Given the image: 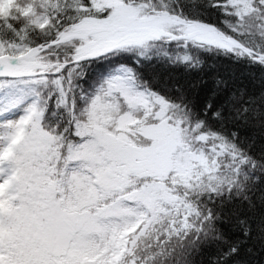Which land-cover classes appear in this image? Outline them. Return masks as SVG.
<instances>
[{
	"label": "snow or ice",
	"instance_id": "snow-or-ice-1",
	"mask_svg": "<svg viewBox=\"0 0 264 264\" xmlns=\"http://www.w3.org/2000/svg\"><path fill=\"white\" fill-rule=\"evenodd\" d=\"M45 3L51 0H41L39 4L36 0H16V6L0 15V23L16 35L20 32L14 22L24 25L23 32L27 26L55 32L54 39L35 47L0 41V86L47 84L51 79L59 93L57 106L65 107L72 119L62 128L50 127L38 93L18 118H9V114L19 102L10 103L0 112L4 116L0 201L8 205L7 211H0V264H158L173 237L186 238L193 230L204 237L215 232L216 213L211 208L203 214L192 209L202 222L194 225L185 217L181 227L155 236L157 251L141 250L139 242L156 219L157 205L151 199L153 186L148 176L137 184L123 181L131 180L140 158L138 152L155 151L157 144L155 138L146 139L134 149L121 146L118 141L125 126L173 136L178 141L171 146L173 151L190 146L185 137L188 131L198 130L193 139L200 143L224 138L204 132L201 122L193 126L186 106L150 87L129 65L121 64L105 77L87 96L83 107L74 95L69 96L73 91L72 77L85 62L115 59L131 51L138 53L137 65L142 60L151 61L154 57L149 53L157 43L172 45L183 41L187 47L193 40V28L217 33L230 41V45H222L228 51L239 48L237 55L262 65L264 51L249 48L236 37L183 12L177 14L161 7L149 9L147 0H75L63 9L57 3L53 13L42 15ZM257 5L264 15V3L255 0L253 7ZM213 6L226 14H232L227 10L234 7L229 0H217ZM237 17L243 18L238 13ZM62 46L71 49L70 58L48 59V49ZM189 60V56L182 58L184 63ZM103 109L111 110L113 116L106 131L96 119L97 112ZM217 149H231L241 166L256 167L255 161L235 144L224 141ZM234 171L239 182L240 167ZM109 174L111 187L116 189L110 193L106 191L105 179ZM247 179L245 175L244 180ZM81 189L90 195L81 196ZM244 235H249L247 229ZM243 243L246 241H238L228 255L236 253ZM71 253H81L89 259L74 260Z\"/></svg>",
	"mask_w": 264,
	"mask_h": 264
},
{
	"label": "trees",
	"instance_id": "trees-1",
	"mask_svg": "<svg viewBox=\"0 0 264 264\" xmlns=\"http://www.w3.org/2000/svg\"><path fill=\"white\" fill-rule=\"evenodd\" d=\"M36 2L39 4L41 0ZM74 2L75 0H51V3L43 4L41 14L53 13L57 3L63 9L66 3L73 5ZM176 2L177 0H147L149 9L161 7L169 10ZM229 2L234 5L227 10L232 14L222 13L210 6L205 7L199 4L200 0H190L189 4L182 6V12L189 18L206 19L217 23L222 16H228L230 27L225 33L239 37L241 42H246V46H251L258 52L264 50V15L261 14L258 5L256 8L253 7L255 0H229ZM10 9L0 15L7 14ZM237 13L243 18L239 19ZM14 26L20 35H16L6 25L0 23V41L35 47L55 38V32H41L32 26H27V30L23 32L22 23L14 22ZM21 36H24V39H21ZM183 43L180 41L172 45L155 44L152 52L149 53L154 59L142 60L140 65L135 63L138 58L136 51L115 59L85 62L73 74L71 85L73 91L69 96L71 98L74 95L77 104L83 107L87 96L99 87L105 77L113 74L121 64L129 65L137 70L140 78L148 82L150 87L166 94L174 102L186 106L193 126L196 122H201L204 132L215 133L224 138V140L210 138L207 143H200L193 139L198 130L185 133L191 144L184 147L210 157V166L213 160L215 161L216 155L221 153L215 166L201 167L195 175L200 176L196 179L173 184L171 175L166 176L162 181L149 177L148 182L153 186L152 192L155 191L151 199L157 205V212L156 219L149 225L146 236L139 242L141 250L157 251L155 236L158 233H166L173 227H181L185 217L188 222L198 225L201 216L192 209H197L202 214L211 208L219 214L216 231L210 233L207 238L210 242L200 243L198 249L188 253L192 264H264V249L244 235V227L238 225L234 227L240 218L254 217L251 224L253 229L257 230L259 216L264 213V208L258 206L253 213L249 211L247 202L241 204L235 199L231 203H222L225 198L223 196L217 198L213 192L214 188L222 187L235 176V168L240 167L241 178H244L243 173H247L252 168L251 165L241 166L239 157L233 155V150L221 151L217 149V145L227 141L229 144H235L241 152L247 153L252 160L264 161V65L254 62L249 57L236 55L235 50L228 51L222 46L227 44L219 39L196 38L187 47H184ZM70 56L71 49L67 46L47 50V57L52 61L57 59L63 61ZM184 56L190 57L187 63L182 61ZM64 75L67 88L66 70ZM36 92L46 107V123L53 129L66 126L72 115L65 107L57 106L59 93L56 86L51 83V79L47 84L38 86ZM108 110L97 112L98 124L101 125L112 116V114L108 116ZM111 124L112 122L109 121L103 126L107 128ZM141 129L143 128L129 129L132 140L127 142L128 146L137 148L138 145L145 143L148 138L142 135ZM133 140L135 143L132 142ZM253 174H255L254 169ZM141 178L143 177L139 175L132 176L128 182L137 184ZM105 179L108 186L110 185L108 192L116 190L111 187L109 175H106ZM261 183L264 184V180H261ZM163 239L166 237H162ZM240 240L246 243L241 244L236 253L228 255L231 248ZM166 247V255L159 257L158 260H168L169 253L182 256L188 249L186 239L181 241L176 237H173ZM87 259L89 257L81 253L76 254L74 258L79 261Z\"/></svg>",
	"mask_w": 264,
	"mask_h": 264
},
{
	"label": "rangeland",
	"instance_id": "rangeland-1",
	"mask_svg": "<svg viewBox=\"0 0 264 264\" xmlns=\"http://www.w3.org/2000/svg\"><path fill=\"white\" fill-rule=\"evenodd\" d=\"M15 0H0V13H4L6 10L12 8L14 6ZM113 3H116L117 0H112ZM201 31L200 28H193V31ZM206 38H212L211 36H205ZM204 39V38H200ZM206 40V39H205ZM3 81V78H0V82ZM44 83H35L31 82L29 84L19 83L14 87L12 85H3L0 86V112L3 111L4 108L8 107L10 103H18L17 107L12 108L11 113L9 114V118H18L19 115L23 114L24 107L31 103V101L37 99L36 89L38 86H42ZM108 116L112 114L111 110H108ZM113 116L109 117L105 122L101 124L103 125L109 121H113ZM4 116L0 115V136L2 137L4 134ZM131 126H125L121 130V137L118 141V144L123 146L127 145L129 141L128 135L131 131L129 130ZM106 131V127H104ZM142 135L148 139L155 138V142L157 144L155 151H146V152H138L139 159L135 163V171L132 176L139 175L141 177L148 176L150 178H157L162 181L168 173L172 174V183L180 184L182 181L188 182V180L192 178H197L200 175H197V172L201 169L202 166L212 167L215 166V162L219 161V157L221 155H216L213 160L212 166L210 157L204 156L205 154H201L199 152H195L192 149L187 147L182 151H173L172 145L174 143H178L175 138L171 135L164 134H155L151 130L141 129ZM127 133V134H125ZM131 141V140H130ZM135 149V148H134ZM213 169V168H212ZM195 176V177H194ZM110 183H111V176ZM202 177V176H201ZM107 182V180H106ZM128 179L126 178L123 183H127ZM110 188V185L107 187V191ZM155 191L152 192V194ZM80 195L84 197H88L90 193L85 189L80 190ZM152 196V195H151ZM152 231V230H151ZM154 231V230H153ZM155 232V231H154ZM60 254L59 251L56 253ZM78 253H71L70 258L74 259L75 255Z\"/></svg>",
	"mask_w": 264,
	"mask_h": 264
},
{
	"label": "clouds",
	"instance_id": "clouds-1",
	"mask_svg": "<svg viewBox=\"0 0 264 264\" xmlns=\"http://www.w3.org/2000/svg\"><path fill=\"white\" fill-rule=\"evenodd\" d=\"M217 2V0H200L199 4H203L205 7H213L217 8L218 11L225 13V11L221 8L214 7L213 5ZM264 3V0H261ZM190 0H177L175 5L169 9V11L174 13H181L182 6L184 4H189ZM259 7V6H258ZM206 23H210L214 27L219 30L225 32L226 29L230 27V17L222 16L219 22H209L208 20H202ZM232 35L231 33H228ZM241 41L239 37H236ZM246 44V42H242ZM252 48L251 46H248ZM241 49L236 48L235 54L239 53ZM264 51V50H262ZM195 132V130H194ZM198 134V133H197ZM247 155V153H243ZM256 167L254 168L255 174H253V168H250L247 173H243V176L247 175L248 179L244 180V178L239 177V182L236 181V177L233 176L232 179L222 187H217L213 189V192L216 194L217 198L223 196L225 199L222 200V203H231L233 200L238 199L241 204L247 202L249 206V211L255 213L257 207L264 208V184L261 183V180H264V161L256 162ZM255 197V199H254ZM209 209V208H208ZM207 209V210H208ZM8 205L6 201H0V211H7ZM213 210V209H212ZM203 214V212H202ZM254 217L240 218L237 220L234 227L242 226L244 229H247L249 235L246 237H250L255 243H258L261 249H264V213H261L259 216V223L257 225V230H254L251 224V220ZM219 219V214H216V220ZM242 221V223H241ZM202 222V218L200 219ZM190 234V235H189ZM189 234L186 235V238L181 237V241H187L188 249L184 255L178 254H167L170 257L168 260L160 259L158 264H192V260L189 258L188 253H191L193 249H198L200 243L210 242L207 238L204 237L201 233L193 230ZM210 235V234H209ZM199 237V240L197 239ZM199 242V243H198Z\"/></svg>",
	"mask_w": 264,
	"mask_h": 264
},
{
	"label": "water",
	"instance_id": "water-1",
	"mask_svg": "<svg viewBox=\"0 0 264 264\" xmlns=\"http://www.w3.org/2000/svg\"><path fill=\"white\" fill-rule=\"evenodd\" d=\"M209 32H210V30H203V31H200V32H196V33L193 34V38L196 37V36H198V35H208ZM214 36H217V33L214 32ZM219 36H220V35H219ZM220 38H221L222 41H224V42H226L228 45H230V41H229V40L224 39V38H222L221 36H220ZM233 47H234V46H233Z\"/></svg>",
	"mask_w": 264,
	"mask_h": 264
},
{
	"label": "bare ground",
	"instance_id": "bare-ground-1",
	"mask_svg": "<svg viewBox=\"0 0 264 264\" xmlns=\"http://www.w3.org/2000/svg\"><path fill=\"white\" fill-rule=\"evenodd\" d=\"M1 137V136H0Z\"/></svg>",
	"mask_w": 264,
	"mask_h": 264
}]
</instances>
